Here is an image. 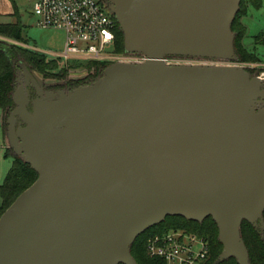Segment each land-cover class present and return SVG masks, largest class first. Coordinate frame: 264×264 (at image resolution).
<instances>
[{
  "label": "water",
  "instance_id": "95a60500",
  "mask_svg": "<svg viewBox=\"0 0 264 264\" xmlns=\"http://www.w3.org/2000/svg\"><path fill=\"white\" fill-rule=\"evenodd\" d=\"M106 1L125 49L148 59L69 91L22 64L7 136L38 177L0 217V264H138L136 238L176 215L216 222V264H250L241 227L264 230V79L165 60L236 61L241 0Z\"/></svg>",
  "mask_w": 264,
  "mask_h": 264
},
{
  "label": "trees",
  "instance_id": "16d2710c",
  "mask_svg": "<svg viewBox=\"0 0 264 264\" xmlns=\"http://www.w3.org/2000/svg\"><path fill=\"white\" fill-rule=\"evenodd\" d=\"M263 0H241V7L236 18L232 23V30L235 33V53L239 61L246 62L253 59H262L258 53L250 51L244 44V38L247 34V27L243 18L247 13V7L253 5L260 7ZM117 44L116 51L124 52V34L116 21ZM23 23L20 18L14 22L0 23V108L4 113V124L7 126V120L11 111L15 108L13 94L18 86L17 77L20 70H23L22 64L31 69L42 72L44 75H54L65 78L68 70L62 67L61 73L56 74L59 66V58H48L41 51L34 50L22 44L10 41L14 39L26 44L22 37ZM256 42L264 46V32L255 36ZM88 68H95L96 73L104 70L109 64L88 62L85 64ZM103 74V73H102ZM101 74V75H102ZM38 177L37 171L24 159L14 155L13 164L9 169L5 180L0 184V217L3 212L14 202V200L27 189ZM183 228L204 237L208 241L209 253L200 264H216L223 250V245L219 240V229L216 222L208 217L204 221L188 220L183 216H167L161 223L149 228L140 234L131 247V253L138 264H164V261L153 258L147 253V239L154 233H164L170 230ZM241 232L245 244L250 254V264H264V230L254 224L244 220ZM124 264V263H120ZM219 264H239L234 257L221 261Z\"/></svg>",
  "mask_w": 264,
  "mask_h": 264
},
{
  "label": "built area",
  "instance_id": "2783aa9c",
  "mask_svg": "<svg viewBox=\"0 0 264 264\" xmlns=\"http://www.w3.org/2000/svg\"><path fill=\"white\" fill-rule=\"evenodd\" d=\"M33 11L42 28L64 31V48L55 54L59 59H66L67 66L148 59L143 53L116 51L117 19L105 0H37ZM13 42L20 44V41ZM241 63L248 65L239 60L231 64ZM249 66L255 68V76L264 79V64ZM146 247L149 256L163 260L164 264H200L209 253L208 241L204 237L183 228L150 235Z\"/></svg>",
  "mask_w": 264,
  "mask_h": 264
},
{
  "label": "rangeland",
  "instance_id": "374dc122",
  "mask_svg": "<svg viewBox=\"0 0 264 264\" xmlns=\"http://www.w3.org/2000/svg\"><path fill=\"white\" fill-rule=\"evenodd\" d=\"M18 5L19 16L23 23L22 37L26 40V44L29 47L36 48L37 50L45 53L48 58H57L55 53L62 52L65 42V33L60 29H46L42 28L38 24V18L34 14V2L35 0H15ZM241 7V5H240ZM240 10V9H239ZM243 22L247 27V34L244 38V44L246 47L253 51L255 50L259 57L262 59H253L246 61V64H239L244 66L253 76H255V68H252L253 63L264 64V46L256 42L255 36L261 32H264V0L262 5L258 8L253 5L247 7V13L243 18ZM10 41H15L10 39ZM21 44V42H19ZM167 63L170 64H192V65H217V64H228L233 63L232 60H219L209 57H195V56H181V55H167L165 57ZM66 59H60L59 66L56 74L61 73L62 67L68 70V74L65 78H61L54 75H44L42 72L31 69L33 73L45 84L51 87L45 86L46 90H64L63 85L65 83L80 82L82 80L92 78L94 81L96 78L101 76L104 70L100 71L101 74L97 75L95 68H88L85 64H73L67 66ZM245 63V62H244ZM260 69V68H259ZM96 73V74H94ZM19 77V76H18ZM17 77V78H18ZM91 81V82H92ZM74 89V88H73ZM4 113L0 108V184L5 180V177L13 164L14 155H18L15 148L11 146V143L7 136V126L4 124ZM7 120V119H6ZM19 156V155H18ZM2 199L0 198V204Z\"/></svg>",
  "mask_w": 264,
  "mask_h": 264
},
{
  "label": "crops",
  "instance_id": "0c3cea01",
  "mask_svg": "<svg viewBox=\"0 0 264 264\" xmlns=\"http://www.w3.org/2000/svg\"><path fill=\"white\" fill-rule=\"evenodd\" d=\"M19 18L18 5L15 0H0V23L14 22Z\"/></svg>",
  "mask_w": 264,
  "mask_h": 264
},
{
  "label": "flooded vegetation",
  "instance_id": "af4514ba",
  "mask_svg": "<svg viewBox=\"0 0 264 264\" xmlns=\"http://www.w3.org/2000/svg\"><path fill=\"white\" fill-rule=\"evenodd\" d=\"M105 1H106V0H105ZM106 2H107V1H106ZM101 71H102V70H101ZM94 74H96V73H94ZM99 74H101L100 71L97 72V75H99ZM20 76H21L23 79H25V75H24L23 70H20V72H19V77H20ZM92 80H93V79L90 78V79L82 80V81H80V82H74V83H69V82H68V83H65L62 87H63L64 90L69 91V90H72L73 88L79 87V86H81V85L88 84V83H90ZM55 90H58V88L55 89ZM30 92H31V95H32V96H35V89H34V88H31V87H30ZM29 109H31V106H29Z\"/></svg>",
  "mask_w": 264,
  "mask_h": 264
}]
</instances>
